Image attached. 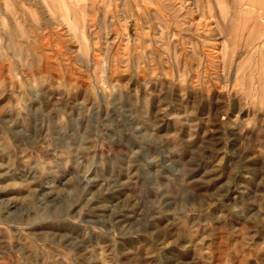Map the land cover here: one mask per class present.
<instances>
[{
  "label": "rangeland",
  "instance_id": "374dc122",
  "mask_svg": "<svg viewBox=\"0 0 264 264\" xmlns=\"http://www.w3.org/2000/svg\"><path fill=\"white\" fill-rule=\"evenodd\" d=\"M74 2L0 0V264H264V0Z\"/></svg>",
  "mask_w": 264,
  "mask_h": 264
},
{
  "label": "bare ground",
  "instance_id": "6f19581e",
  "mask_svg": "<svg viewBox=\"0 0 264 264\" xmlns=\"http://www.w3.org/2000/svg\"><path fill=\"white\" fill-rule=\"evenodd\" d=\"M150 1V0H149ZM72 4H74V6H76V3L74 2V0H71ZM151 3V2H150Z\"/></svg>",
  "mask_w": 264,
  "mask_h": 264
}]
</instances>
